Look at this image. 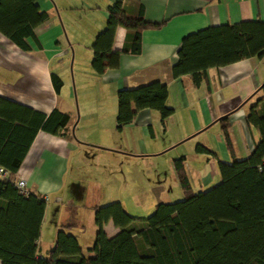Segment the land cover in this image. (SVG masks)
<instances>
[{
  "label": "crops",
  "instance_id": "obj_1",
  "mask_svg": "<svg viewBox=\"0 0 264 264\" xmlns=\"http://www.w3.org/2000/svg\"><path fill=\"white\" fill-rule=\"evenodd\" d=\"M116 2L38 0L48 19L35 29V40L28 42L29 52L0 33V97L46 116L54 110L69 116L64 136L38 132L16 174L26 181L30 193L47 199L41 238L51 208L49 198L58 196L57 203L67 202L70 210L81 206L80 201L87 198L95 199L92 204L95 208L121 203L126 209L128 201L138 202L145 193L138 171L147 161L145 158L158 157L187 143L188 149L180 151L176 159L185 157L194 190L214 188L222 180L219 163L231 160L222 134L221 120L226 117L238 158L248 157L260 140L259 131L249 128L246 117L262 97L264 57L209 69L207 80L200 85L189 75L175 79L172 70L186 36L209 27L264 22V0H123L130 18H137L142 12L147 22L166 25L159 30L143 31L141 54H122L118 69L98 75L92 67L93 45L107 26L108 8ZM127 32L123 27L117 28L113 52L124 49ZM52 74L63 82L60 92L55 90ZM154 82L168 87V105L175 111L173 116L163 124L159 113L143 110L119 131L118 93ZM161 125L165 134L175 132L171 141L152 149L139 139L136 144L140 135L156 138V127ZM119 136L132 140L125 142ZM199 145L213 154L197 152ZM176 159L171 163L169 176H163L162 169L157 167L154 191L158 196H154V209L161 203H171L169 185L181 189ZM117 165L137 169L132 182L135 189L118 193L108 192L103 186L100 179L104 171H112ZM95 185L100 188L94 190ZM73 221L76 226L69 232L77 237L76 231L84 226L76 219ZM92 221V227L98 230L95 215ZM63 225L59 222L57 227ZM104 230L110 238L120 232L113 221ZM54 242L46 250V256L41 249L40 255L47 257Z\"/></svg>",
  "mask_w": 264,
  "mask_h": 264
},
{
  "label": "trees",
  "instance_id": "obj_2",
  "mask_svg": "<svg viewBox=\"0 0 264 264\" xmlns=\"http://www.w3.org/2000/svg\"><path fill=\"white\" fill-rule=\"evenodd\" d=\"M106 28L93 45L92 67L98 75L118 69L122 54H141L142 33L159 30L163 23L147 22L143 13L130 18L117 0L108 8ZM48 15L38 0H0V33L25 52L35 40V29ZM118 27L127 32L125 47L113 52ZM264 57V22L245 21L209 27L186 36L173 67L175 79L191 76L197 85L207 80L209 69H219L242 60ZM56 92L62 80L52 74ZM169 89L154 82L118 93L117 129L131 124L138 112L153 110L163 124L173 116L168 105ZM69 116L54 110L49 116L0 97V165L10 172L0 180L1 264H264V86L262 97L251 108L246 122L259 131L260 140L246 158L237 157L228 118L221 120L222 134L231 158L220 162L221 182L207 191L196 192L186 171V159L174 161L182 200L161 203L151 216L130 215L121 203L95 208L98 228L93 248L86 255L69 231L72 220L58 231L47 257L40 255L39 241L47 199L22 195L13 178L39 131L64 136ZM197 152L213 154L199 145ZM113 221L120 232L110 238L105 225ZM141 241L148 251L138 246Z\"/></svg>",
  "mask_w": 264,
  "mask_h": 264
},
{
  "label": "rangeland",
  "instance_id": "obj_3",
  "mask_svg": "<svg viewBox=\"0 0 264 264\" xmlns=\"http://www.w3.org/2000/svg\"><path fill=\"white\" fill-rule=\"evenodd\" d=\"M78 101V99H76ZM157 136L156 138L150 137V136H142L140 135L136 139V144L138 139L142 144H145V146L148 149H152V147H156L161 144H167L169 141H171V135H174L175 132L172 134L164 133V127L157 126L156 127ZM214 132H210V135ZM122 141L130 142L132 139L131 137H121ZM190 143H187L183 146H179L178 148H174L169 150L168 152L162 153L158 157L155 158H145L147 161H145L144 164L140 165V186L143 185L145 189L144 195L140 196V200L136 201H128L129 205H127V210L130 215L138 217V218H148L152 215L154 212V206L153 202L157 198L158 194H156V191L154 189L156 186H154V179L156 178L157 174V167L162 169L163 176L167 174V176L170 175V167L171 163L174 159L178 158L177 154L180 151H183V149H188ZM152 166H151V164ZM137 176V169H127L122 166H114L112 168V171H104V174L102 175L100 182L105 186L107 191H114L120 193H124L126 189L134 188L136 185H133V178ZM144 177V179L142 178ZM99 189V185L94 186L95 189ZM169 202H177L179 200H182L183 192L182 189L175 187L174 185H169ZM102 190L105 191L104 187H101ZM152 191V193H151ZM141 192V191H140ZM92 193V191H91ZM156 194V195H154ZM156 196V198H154ZM143 197V198H142ZM57 197L53 196L52 198H49V204L51 205V208L48 209V222L45 224V228L43 230L42 238L39 241V250L41 249L42 254L46 256V250L49 248V246L56 240L58 230L60 229L57 227V225L60 223L63 224H69L72 220L76 219V222L81 223L84 227L78 228L77 238L79 239V243L84 251V253L87 255L88 250L90 248H93L96 240V234L97 230L92 227V223L94 224V215H95V205H92L95 202V199L87 198V200L82 199L81 206L77 207L75 210H70V205H67V202L64 203H57ZM102 202V201H101ZM120 202V201H119ZM125 209V210H126ZM126 210V211H127ZM71 233V232H70ZM72 234V233H71ZM79 236V237H78ZM138 246L140 250L143 252L148 251L146 249V246L139 241ZM1 264V263H0Z\"/></svg>",
  "mask_w": 264,
  "mask_h": 264
},
{
  "label": "built area",
  "instance_id": "obj_4",
  "mask_svg": "<svg viewBox=\"0 0 264 264\" xmlns=\"http://www.w3.org/2000/svg\"><path fill=\"white\" fill-rule=\"evenodd\" d=\"M10 178V172L0 165V180H9ZM12 180L22 195L27 196L29 194L27 183L24 179H20L17 175H15Z\"/></svg>",
  "mask_w": 264,
  "mask_h": 264
}]
</instances>
